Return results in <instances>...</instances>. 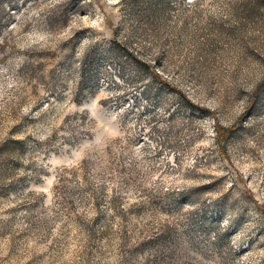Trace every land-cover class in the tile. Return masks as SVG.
Instances as JSON below:
<instances>
[{"label":"rangeland","instance_id":"1","mask_svg":"<svg viewBox=\"0 0 264 264\" xmlns=\"http://www.w3.org/2000/svg\"><path fill=\"white\" fill-rule=\"evenodd\" d=\"M0 264H264V0H0Z\"/></svg>","mask_w":264,"mask_h":264}]
</instances>
